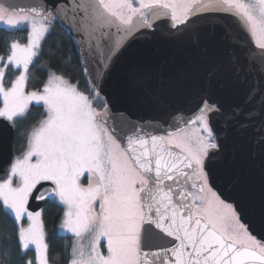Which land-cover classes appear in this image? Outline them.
I'll return each instance as SVG.
<instances>
[{
	"label": "snow or ice",
	"instance_id": "6c2138e0",
	"mask_svg": "<svg viewBox=\"0 0 264 264\" xmlns=\"http://www.w3.org/2000/svg\"><path fill=\"white\" fill-rule=\"evenodd\" d=\"M213 13L243 26L261 50L264 77V0H61L28 8L0 0V22L27 29L26 42L11 41L7 55L0 56V118L15 126L33 103L44 109L26 150L0 178V207L14 216L20 249L34 248V259L23 264H49L41 211L29 210L33 199L62 207L60 228L72 234L69 264H264V239L244 222L243 207L222 198L215 186L213 159L221 145L213 121L226 125L243 109L226 111L213 95L216 85L230 95L241 93L247 73L234 57L203 43L198 22H219L201 15ZM58 17L78 45L93 98L54 71L41 89L26 90L31 66ZM162 18L169 42L187 47L189 59L167 75L138 65L131 78L141 86L158 81L156 100L188 89L199 97L196 111L191 118L174 116L172 130L129 120L117 131L108 123L107 103L99 112L94 99L114 60L131 41L149 39ZM10 70L18 75L6 80ZM254 94L252 89L248 100ZM258 143L264 145V136ZM25 219L27 227L20 223Z\"/></svg>",
	"mask_w": 264,
	"mask_h": 264
},
{
	"label": "water",
	"instance_id": "95a60500",
	"mask_svg": "<svg viewBox=\"0 0 264 264\" xmlns=\"http://www.w3.org/2000/svg\"><path fill=\"white\" fill-rule=\"evenodd\" d=\"M2 2L6 6L28 8L43 4L51 7L61 0H2ZM201 15L220 18V21L214 24L206 20L198 22L197 32L201 35L203 43L217 46L229 59L234 57L236 66L243 68L247 73L244 90L241 93L230 95L224 91L222 85H216V92L213 95L214 100L224 104L226 111L243 109L226 125L223 120L213 121L221 145L219 153L213 159V168L218 177L215 182L216 190L222 194V198L243 207L244 222L252 225L250 231L257 239H264V228L260 226V221L264 218V151H262L264 145L258 143L264 136V128L261 127V121L264 119L261 115L264 105V92L261 91L264 87L260 63L262 53L251 41L243 26L232 16L224 13ZM56 23L69 35L67 22L61 21L58 17ZM154 23V33H148L150 38L131 41L114 60L104 78L99 96L103 108L99 112H103L107 103L110 116L108 123L117 128V131H120L129 120L151 124L161 131L172 130L169 125L172 124L174 116L182 114L185 118H191L196 111L199 97L188 89L176 88L156 100L154 97L159 95L158 81H148L141 86L131 78L130 70L138 65L152 72L167 75L178 62L187 61L190 57V50L187 47L169 42L166 18ZM75 47L82 66L78 45L75 44ZM84 75L92 89L90 77L85 73ZM252 89H255V94L248 100L247 94ZM249 113L255 115L249 117ZM13 141L14 126L0 118V178H4L11 160L15 157ZM51 202L30 200L29 210L39 211Z\"/></svg>",
	"mask_w": 264,
	"mask_h": 264
},
{
	"label": "trees",
	"instance_id": "16d2710c",
	"mask_svg": "<svg viewBox=\"0 0 264 264\" xmlns=\"http://www.w3.org/2000/svg\"><path fill=\"white\" fill-rule=\"evenodd\" d=\"M27 30L25 28L9 29L0 27V56L8 53L7 45L13 40L26 42ZM49 71L57 75H64L77 84L78 89L93 98V92L88 86L87 79L83 73L75 44L67 31L55 22L54 29L42 41V51L38 61L31 66L30 80L27 91L41 89L46 81ZM18 72L10 70L6 80L13 79ZM93 107L97 111L103 108L100 98L94 99ZM44 109L30 105L26 117L17 121L14 126V149L16 153H22L27 146V138L31 129L43 116ZM63 214L58 203L51 202L45 205L42 213L45 240L49 245L48 261L50 264H69L72 236L58 233V226ZM33 249L21 250L17 227L14 218L3 207H0V264H23L24 260L34 259Z\"/></svg>",
	"mask_w": 264,
	"mask_h": 264
},
{
	"label": "rangeland",
	"instance_id": "374dc122",
	"mask_svg": "<svg viewBox=\"0 0 264 264\" xmlns=\"http://www.w3.org/2000/svg\"><path fill=\"white\" fill-rule=\"evenodd\" d=\"M0 26H2V27H5V28H9V29H15V28H12V27H10V26H8V25H6V24H4L3 22H0ZM16 28H25L24 26H18V27H16ZM26 29V28H25ZM27 30V29H26ZM87 95V94H86ZM33 104H35V103H33ZM81 183L82 184H84L85 186L87 185V183H88V177H87V174H85V176H83L82 178H81ZM39 211H41V219H42V210L40 209ZM10 213V212H9ZM11 214V213H10ZM63 215V214H62ZM11 216H12V214H11ZM13 218H14V216H12ZM61 222H62V217H61V220H60V224H61ZM20 223H22L23 224V226H25V227H27V220L25 219V220H23V221H21ZM60 224H59V226H58V233L59 234H62V235H69V236H72V234L71 233H67L65 230H63V229H61L60 228ZM30 248L31 249H33L34 250V248L33 247H31L30 246ZM24 251V250H23ZM50 264V263H49Z\"/></svg>",
	"mask_w": 264,
	"mask_h": 264
},
{
	"label": "flooded vegetation",
	"instance_id": "af4514ba",
	"mask_svg": "<svg viewBox=\"0 0 264 264\" xmlns=\"http://www.w3.org/2000/svg\"><path fill=\"white\" fill-rule=\"evenodd\" d=\"M14 142V141H13ZM14 144V143H13ZM27 147V146H26ZM26 150V148L24 149V151ZM14 151H15V149H14ZM23 151V152H24ZM21 153H16V151H15V156H18V155H20ZM10 168V167H9ZM45 207V206H44ZM44 207L41 209L42 211L44 210ZM7 211V210H6ZM8 212V211H7ZM9 213V212H8ZM43 213V212H42ZM10 214V213H9Z\"/></svg>",
	"mask_w": 264,
	"mask_h": 264
}]
</instances>
